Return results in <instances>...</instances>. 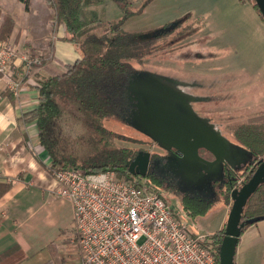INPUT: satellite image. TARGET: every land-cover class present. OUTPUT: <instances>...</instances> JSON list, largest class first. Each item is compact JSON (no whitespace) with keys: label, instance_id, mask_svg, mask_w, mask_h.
<instances>
[{"label":"rangeland","instance_id":"1","mask_svg":"<svg viewBox=\"0 0 264 264\" xmlns=\"http://www.w3.org/2000/svg\"><path fill=\"white\" fill-rule=\"evenodd\" d=\"M89 10L102 21L124 19L123 28L131 33L160 31L170 23L187 18L188 23L195 24V35L183 40H170L165 50L146 57L143 63H136V70L169 75L190 84L192 81L200 82L202 88H197V83L196 88L187 90L192 95L206 99L194 103L195 110L209 118L217 130L231 141H234L232 129L235 125L264 120V112L256 113L262 105L252 106L255 111L250 106L254 104L251 92L253 86L248 83L243 86L244 93L238 94H242L244 104L251 107L250 112L245 113L250 115L239 119L234 117L231 109V98L236 94L233 81L235 75H239L235 74L237 68H248L252 76H256V81L264 80V21L250 0H134L131 5L132 15L129 16L124 14L117 3L108 0L91 6ZM262 100L260 103H264ZM103 124L114 133L115 147L128 148L135 156L144 150L150 153L157 151L150 138L123 119L107 117ZM251 170H245L239 175L230 191L228 188L219 191L212 200V206L200 213L192 214V209H189L190 212L184 209L183 195L165 183L157 185L158 193L175 214L188 223L192 232L211 236L225 229L233 204L231 192L242 187ZM140 181H144V178ZM40 207L41 230L48 240L56 239L58 247L67 254L74 236L72 202L59 197L55 192H48L47 197L40 202ZM252 227L246 229L236 246L234 264H264V242L253 241L257 233ZM71 253V258L78 257L77 252Z\"/></svg>","mask_w":264,"mask_h":264},{"label":"trees","instance_id":"2","mask_svg":"<svg viewBox=\"0 0 264 264\" xmlns=\"http://www.w3.org/2000/svg\"><path fill=\"white\" fill-rule=\"evenodd\" d=\"M18 1L29 8L32 0ZM43 1L54 11L51 18L58 25L66 27L70 34L67 40L83 52L82 59L64 66V72L51 68L42 58H38L39 62L29 64L30 75L41 70L46 72L39 80V105L28 114V120L36 121L38 142L50 158V173L53 175L66 168L81 173L115 170L120 177L139 179L126 166L135 153L128 148L115 147V135L105 127L103 121L112 116L123 119L127 107L128 80L138 71L135 64L143 63L146 57L165 50L171 34L178 31L186 20L170 23L160 31L131 33L123 28L124 19L102 21L90 12L91 6L108 0ZM110 1L117 3L126 16L132 15L134 0ZM250 2L264 21L255 0ZM2 18L0 7V20ZM13 22L10 17L3 18L0 23V42L11 35ZM35 56V52L31 51V59H36ZM232 130L234 141H230L253 158V168L242 183L243 186L252 177L258 163L264 161V120L240 123ZM10 185L0 183V197ZM233 187L230 185L226 188L230 191ZM182 205L188 212L192 209L190 213L195 214L211 207L212 201L182 199ZM263 220L264 182L247 200L241 223H244L246 230ZM224 230L222 228L209 236L218 254ZM218 260L220 263V256Z\"/></svg>","mask_w":264,"mask_h":264},{"label":"crops","instance_id":"3","mask_svg":"<svg viewBox=\"0 0 264 264\" xmlns=\"http://www.w3.org/2000/svg\"><path fill=\"white\" fill-rule=\"evenodd\" d=\"M0 7L2 17L14 21L11 35L5 41L17 51L12 80L0 77V183L11 184L0 197V264H79L78 257L71 258V252L75 251L72 245L66 254L56 239L48 240L40 228V202L48 192H55V181L49 171V155L38 142L36 121H29L28 114L39 105V80L46 75L44 70L29 74V64L34 60L31 51L59 72L82 59L83 52L67 40L70 34L51 18L54 11L45 1L32 0L26 8L18 0H0ZM235 74L239 75L233 81L234 117L250 115L245 113L252 106L262 105L256 113L264 112V103H260L264 101V80L256 81V76L245 67L237 68ZM12 83L20 85L18 92L12 89ZM247 83L253 86L251 107L244 104L241 96ZM251 229L257 233L253 241L264 242V220ZM245 233L246 230L242 235Z\"/></svg>","mask_w":264,"mask_h":264},{"label":"built area","instance_id":"4","mask_svg":"<svg viewBox=\"0 0 264 264\" xmlns=\"http://www.w3.org/2000/svg\"><path fill=\"white\" fill-rule=\"evenodd\" d=\"M16 57L12 45L0 42L1 78L12 80ZM12 89L18 92L20 85L12 83ZM53 179L55 193L73 204L71 245L79 264H220L209 236L192 232L153 181L73 168Z\"/></svg>","mask_w":264,"mask_h":264},{"label":"water","instance_id":"5","mask_svg":"<svg viewBox=\"0 0 264 264\" xmlns=\"http://www.w3.org/2000/svg\"><path fill=\"white\" fill-rule=\"evenodd\" d=\"M255 2L264 18V0ZM141 76L148 77L145 81L131 82L128 87L129 100L136 103L132 105L134 110L125 122L160 143L163 148H173L185 157L184 168H177L183 177L196 178V172L203 168L202 165L213 171L224 161L236 165L244 161L245 164L252 163L250 153L232 143L214 125L209 124L208 120L196 116L190 107L183 109L179 103H182V96L185 95L167 84L163 77L153 73H143ZM200 150L211 154L214 160L210 162L201 158ZM149 160L150 152L140 151L126 166L133 176L144 177ZM263 182L264 161L258 163L245 185L232 190L233 205L219 251L220 264H234L235 249L244 230V223H241L243 208Z\"/></svg>","mask_w":264,"mask_h":264},{"label":"flooded vegetation","instance_id":"6","mask_svg":"<svg viewBox=\"0 0 264 264\" xmlns=\"http://www.w3.org/2000/svg\"><path fill=\"white\" fill-rule=\"evenodd\" d=\"M185 20L186 22L183 23V25L178 29V31L171 34L172 36H174L171 37L170 39L171 41L174 38L175 41H177L179 39L183 40L186 38H192L195 35L196 32L195 24L192 25V23L191 24L188 23L187 18H185ZM202 41L206 42L207 39H202ZM143 73H150V72L137 71L128 80V86L126 91L127 107L125 109V113L122 115L124 121H126V119L130 117L132 111L134 110V107L132 105L136 103V102H131L129 100L128 87L130 86L131 82L138 83L139 81H145L148 76H141V74ZM158 76L163 77L165 79L164 81L167 84L173 86L176 91L180 92V94L185 95L182 96L183 99L182 103H179V105L183 109L190 107L196 116L208 120V123L213 125V123H211L209 118L201 116L193 106L194 103L203 102L206 99L192 95L190 92L187 91L190 88H196L197 85H198L197 88H202L203 86L200 84V82L192 81L190 84L188 82H184L172 78L169 75L165 76L163 74H160ZM215 129L217 130L216 126ZM141 134L148 137L146 134L142 132ZM150 139L152 140L151 141L152 145L156 146L157 151L150 153L149 165L146 170L145 176L144 177L137 176V177L151 180L158 186H161L162 183H165L167 184V187H170L172 189L173 188L177 189L183 195L182 197L183 199L194 198L205 202L212 201L215 199L219 191H222L224 188L230 185L233 186L237 181L236 179L245 170L253 168L252 163L245 164L244 163L245 161L240 165H236L231 162L224 161L223 163H220L219 168L212 171L211 168L209 169L207 166H204L201 163H199L200 165L203 166V168L200 169L198 172H196L197 175L196 178L189 179L187 177H183L182 174L178 173L177 171L178 167L184 168L185 161L183 160V158L185 157H183L175 149L163 148L160 143L156 142L152 138ZM144 152L147 151L144 150ZM199 156L210 162L214 160V157L211 154L206 153L204 150L199 151Z\"/></svg>","mask_w":264,"mask_h":264}]
</instances>
